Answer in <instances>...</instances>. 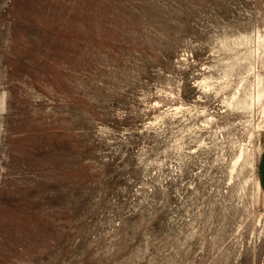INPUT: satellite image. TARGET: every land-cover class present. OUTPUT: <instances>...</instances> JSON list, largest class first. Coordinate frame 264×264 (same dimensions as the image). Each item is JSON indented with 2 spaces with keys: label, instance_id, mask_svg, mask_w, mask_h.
<instances>
[{
  "label": "rangeland",
  "instance_id": "1",
  "mask_svg": "<svg viewBox=\"0 0 264 264\" xmlns=\"http://www.w3.org/2000/svg\"><path fill=\"white\" fill-rule=\"evenodd\" d=\"M263 146L264 0H0V264H264Z\"/></svg>",
  "mask_w": 264,
  "mask_h": 264
},
{
  "label": "bare ground",
  "instance_id": "2",
  "mask_svg": "<svg viewBox=\"0 0 264 264\" xmlns=\"http://www.w3.org/2000/svg\"><path fill=\"white\" fill-rule=\"evenodd\" d=\"M263 38V37H262ZM261 38V39H262ZM257 48V47H256ZM254 53H255V51H254ZM253 68V67H252ZM253 70H254V68H253ZM256 80H257V84H256V86H257V90H256V92H255V94L253 95H249V97L248 98H250V101L252 100L253 101V99L254 98H256V101H259L260 100V98L262 97V94H263V91H262V89H261V75L259 74V73H257L256 74ZM234 95V94H233ZM248 96V95H247ZM247 96L245 97V98H242L240 101H238V104L242 107V108H250V106H251V102H249V100L247 99ZM254 102V101H253ZM262 150V149H261ZM244 157V150L243 149H241L240 150V152H239V155L237 156V158H236V160H235V162H234V166L239 162V160L241 159V158H243ZM254 161H255V158H254V156H252V162L250 163V166H251V177H250V179H251V181H252V183H253V186H254V188H255V190H256V192H258V194H260V192H261V188H260V185H259V181H258V177H257V175H256V173H255V165H254Z\"/></svg>",
  "mask_w": 264,
  "mask_h": 264
},
{
  "label": "crops",
  "instance_id": "3",
  "mask_svg": "<svg viewBox=\"0 0 264 264\" xmlns=\"http://www.w3.org/2000/svg\"><path fill=\"white\" fill-rule=\"evenodd\" d=\"M257 177L262 193L264 194V146L258 159Z\"/></svg>",
  "mask_w": 264,
  "mask_h": 264
}]
</instances>
